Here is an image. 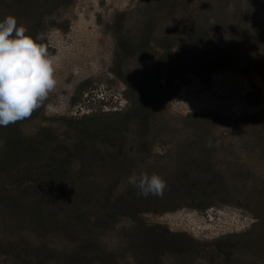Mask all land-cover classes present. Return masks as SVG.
Returning <instances> with one entry per match:
<instances>
[{"label": "rangeland", "instance_id": "374dc122", "mask_svg": "<svg viewBox=\"0 0 264 264\" xmlns=\"http://www.w3.org/2000/svg\"><path fill=\"white\" fill-rule=\"evenodd\" d=\"M8 15L61 60L40 117L0 127V264H264V0H0ZM49 184L66 187L42 201Z\"/></svg>", "mask_w": 264, "mask_h": 264}, {"label": "clouds", "instance_id": "9594fccd", "mask_svg": "<svg viewBox=\"0 0 264 264\" xmlns=\"http://www.w3.org/2000/svg\"><path fill=\"white\" fill-rule=\"evenodd\" d=\"M28 33L14 15L0 20V127L31 118L58 85L60 56L49 51L43 33ZM127 179L145 198L163 197L167 188L158 173L133 172Z\"/></svg>", "mask_w": 264, "mask_h": 264}, {"label": "trees", "instance_id": "16d2710c", "mask_svg": "<svg viewBox=\"0 0 264 264\" xmlns=\"http://www.w3.org/2000/svg\"><path fill=\"white\" fill-rule=\"evenodd\" d=\"M55 1L57 3H63V2H66L67 0H55ZM36 32H37V29L36 30L34 29V33L33 34H31L30 32L28 34L35 36V33ZM168 60H169V63H170L171 66H174L175 65V60L176 59H174V54L171 51L168 53ZM38 117H40V110L39 109L33 113L32 117L30 119H32V118H38ZM39 136L40 137H42V136H49V134L42 133ZM36 141H37V139H31V140H29L31 146L33 147V150L39 151V150L42 149L41 146L43 144L38 145V144H36ZM17 149L18 148L15 147V150L16 151H17ZM58 162H59V164L64 163L63 160H60V161L58 160ZM48 167L53 169V170H49V173L48 174H50V175H51L52 171L56 170V168H57L56 167V164H51ZM23 171H21V170L18 171L16 173V175L18 177L24 176L25 175V172L28 173V167H26V169H23ZM55 174L57 175L58 173H55ZM59 174H61V173H59ZM54 176L55 175H53L52 177H54ZM58 177H59V175H58ZM19 184H21V183H19ZM65 187H66V184H63V185L49 184L48 186H46V188H43V190H42V196H43V198L41 200L43 201V199L51 198V196L55 195L56 190L57 191H62ZM12 191L13 190H10V192H12ZM46 192H49L50 194H45Z\"/></svg>", "mask_w": 264, "mask_h": 264}]
</instances>
